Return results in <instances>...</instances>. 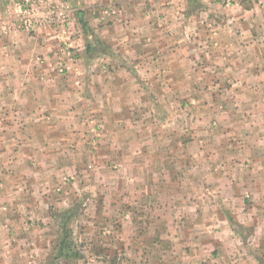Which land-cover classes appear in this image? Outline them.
I'll return each mask as SVG.
<instances>
[{
    "label": "rangeland",
    "instance_id": "obj_1",
    "mask_svg": "<svg viewBox=\"0 0 264 264\" xmlns=\"http://www.w3.org/2000/svg\"><path fill=\"white\" fill-rule=\"evenodd\" d=\"M46 1L66 11V23L33 36L59 42L53 47L55 64L43 65L59 76L80 73L84 34L111 21L127 26L124 48L141 46L147 52L154 50L159 33L172 34L160 32L168 23L180 58L176 52L179 63H152V55L134 63L139 55L129 57L130 69L106 81L114 83L117 95L96 97L100 115L86 108L80 117V97L72 95H62L61 110L55 107L49 116L41 97L28 109L7 97L3 109L0 103V187H20L23 196L32 193L27 187H43L39 198L48 203L52 248L63 252L53 264L122 262L130 237L154 223L156 205L167 201L147 187H184L178 202L188 201L186 206L199 213L189 221L212 224L213 236L239 232L243 210L262 202L253 209L264 231V0ZM163 8L181 13L173 16L170 10L166 16ZM164 52L165 59L172 57V51ZM109 63L113 72L116 65ZM103 64L91 72L102 81L109 75H103L108 71ZM85 77L83 69L84 83ZM53 115L54 127H44ZM26 119H40L44 126H26ZM80 125L90 128L84 132L87 142ZM62 137L69 140H55Z\"/></svg>",
    "mask_w": 264,
    "mask_h": 264
},
{
    "label": "crops",
    "instance_id": "obj_2",
    "mask_svg": "<svg viewBox=\"0 0 264 264\" xmlns=\"http://www.w3.org/2000/svg\"><path fill=\"white\" fill-rule=\"evenodd\" d=\"M91 1L92 4H95L104 0ZM170 10H172L173 16H175V12L179 15L181 13L179 8H163L162 13L169 16ZM16 14L17 9L13 7L11 0H0L1 109L5 102L3 99L6 97L12 99V103L22 109H28L33 102L40 101L41 97L43 102L40 106H42L43 112L49 116L52 115L55 107L61 110L62 104L58 102V99L62 95H72L80 97V117L82 116L81 112L84 111L83 114L86 112V108H91L93 113L96 112L97 115H100L98 114L100 110L95 105V102H97L96 104L99 102L98 99L95 100L96 97L102 92L117 95L114 83L112 82L108 86L106 81L115 80L117 76L121 77L120 74L123 70L130 69V63L134 64L138 62L137 60H142L141 63H144L148 55H152L153 59L149 61L152 63H179L174 56L176 52L177 58L180 59L179 52H177L179 46L178 43L175 44L173 29L169 30V27L165 26L169 25L168 23L160 32L166 31L172 32V34L159 33L158 38L156 37L159 42H153L156 44L154 50L147 52L141 46L124 48L128 39L127 26L123 27L116 21H111L108 25L90 29L88 34H84V43L80 41V52L77 58L78 64H80V73L65 78V76H59L53 72L54 70L43 66L47 62L55 64L58 49L55 50L53 47L57 44L59 46V42L52 38L49 39L43 34L33 36L20 30L14 23ZM80 20L84 22L81 12ZM173 20L176 22L178 18ZM173 22L171 25H174ZM86 40H88L87 43ZM112 40L114 42H111ZM169 40L172 42L169 43ZM97 48L108 49L110 53L105 50L102 52ZM137 50H139V54H137ZM165 50L172 51V57L165 59ZM126 54H130V56L126 57ZM135 55H139V59L133 63L129 57L132 58ZM41 60H44V64L40 63ZM111 60L116 65L113 72L109 71L107 65H111L109 63ZM98 63H104L101 66L104 69L108 67L106 68L107 72L102 70L103 75L109 74L103 81L101 77L91 76L92 70L96 69ZM83 69L86 75L85 83L83 82ZM127 75H129L128 72ZM78 76H80V80ZM39 82L41 83L39 84ZM83 101L86 103L84 104ZM14 105L13 110L15 111ZM37 120L40 119L33 120V122L26 119L24 125H33L39 128L44 126V122L48 123L44 127L48 125L54 127L55 125L54 115L50 121L44 120V122L37 123ZM118 121L121 120H116V125H119ZM104 124L105 126H101L103 130L109 126L107 122ZM113 124L115 125V123ZM124 126L131 127L130 124ZM89 130V126L80 125V136L85 139L84 142L88 141L84 132H89ZM104 136L105 133L103 139H100V144L105 140ZM52 138L51 136L45 137L46 141L52 140ZM55 140L67 141L69 139L62 137ZM182 188L184 187H147V191L151 189L152 192V189H155L158 196L163 195L167 201L161 204L158 203L159 199L155 198V203H158L156 205L158 209L155 215L156 220L152 221L154 222L152 224L155 225L153 226L150 221L149 223L146 220L149 224L146 223L147 226L138 236L130 237V240L132 242L134 240L135 244L129 243L126 247L124 260L118 264H264V231H260V225L255 222L258 217L253 209L254 205H260L262 202H252L247 211L243 210L242 221L237 226L239 232L227 231L225 236L215 235V237L211 233L212 224L209 226L201 225L202 222L191 224L189 217L194 218L199 213L198 209L186 206L188 201H184L183 206H181V202H178L179 192ZM19 191L21 192L20 187H0V264H53L56 258L62 256L63 252L61 250L55 252L52 248L54 234L50 229V215L47 213L49 211L48 203L45 198H39L42 196L40 192L45 190L43 187H27V193L32 192L27 196L21 195L22 193L20 194ZM15 192L16 195H14ZM146 203L149 202L146 201ZM202 212L203 210H200V213ZM225 223L227 224V222ZM206 228L207 231H205ZM206 232L211 234V237ZM211 238L215 242L220 240L221 245L212 243ZM136 243L137 246L134 247ZM133 254H137L139 258L134 257Z\"/></svg>",
    "mask_w": 264,
    "mask_h": 264
},
{
    "label": "built area",
    "instance_id": "obj_3",
    "mask_svg": "<svg viewBox=\"0 0 264 264\" xmlns=\"http://www.w3.org/2000/svg\"><path fill=\"white\" fill-rule=\"evenodd\" d=\"M18 16L15 25L20 30L33 35L41 28L48 25H64L66 23V11L51 5L46 0H15Z\"/></svg>",
    "mask_w": 264,
    "mask_h": 264
}]
</instances>
